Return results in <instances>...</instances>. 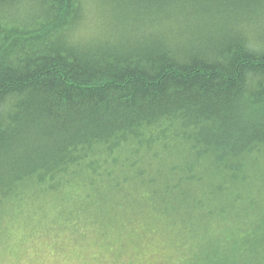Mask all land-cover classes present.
I'll return each instance as SVG.
<instances>
[{"label":"trees","instance_id":"trees-1","mask_svg":"<svg viewBox=\"0 0 264 264\" xmlns=\"http://www.w3.org/2000/svg\"><path fill=\"white\" fill-rule=\"evenodd\" d=\"M138 213L264 264V0H0V246Z\"/></svg>","mask_w":264,"mask_h":264},{"label":"rangeland","instance_id":"rangeland-1","mask_svg":"<svg viewBox=\"0 0 264 264\" xmlns=\"http://www.w3.org/2000/svg\"><path fill=\"white\" fill-rule=\"evenodd\" d=\"M156 221L138 213L128 227L105 238L89 231L79 239L67 230L52 235L27 230L14 234L10 246H0V264H183L184 250Z\"/></svg>","mask_w":264,"mask_h":264},{"label":"bare ground","instance_id":"bare-ground-1","mask_svg":"<svg viewBox=\"0 0 264 264\" xmlns=\"http://www.w3.org/2000/svg\"><path fill=\"white\" fill-rule=\"evenodd\" d=\"M23 233L26 234V231H25L24 228H18V229L15 230V234H17V235L24 236ZM12 239H13L12 237L9 238V240H12Z\"/></svg>","mask_w":264,"mask_h":264}]
</instances>
